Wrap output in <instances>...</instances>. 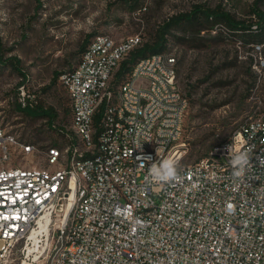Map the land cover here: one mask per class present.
Returning a JSON list of instances; mask_svg holds the SVG:
<instances>
[{
  "label": "built area",
  "instance_id": "obj_1",
  "mask_svg": "<svg viewBox=\"0 0 264 264\" xmlns=\"http://www.w3.org/2000/svg\"><path fill=\"white\" fill-rule=\"evenodd\" d=\"M143 43L90 40L60 76L71 120L50 126L61 140L38 161L0 126V264H264V106L178 180H153L152 163L179 162L189 102L171 53L116 77ZM18 90L23 109L38 105Z\"/></svg>",
  "mask_w": 264,
  "mask_h": 264
},
{
  "label": "rangeland",
  "instance_id": "obj_2",
  "mask_svg": "<svg viewBox=\"0 0 264 264\" xmlns=\"http://www.w3.org/2000/svg\"><path fill=\"white\" fill-rule=\"evenodd\" d=\"M197 5L252 29L232 30L225 21L202 17L177 24L165 36L167 53L176 59L177 84L189 102L177 143L183 153L178 168L205 158L264 106V22L259 29L253 14L264 13V0H0V126L33 144L38 161L61 136L46 119L25 114L19 87L53 109L56 127L67 126L71 113L60 76L77 63L88 35L117 41L139 35L152 43L169 19ZM10 59L18 60L23 75L5 63ZM21 262L15 258L13 264H31Z\"/></svg>",
  "mask_w": 264,
  "mask_h": 264
},
{
  "label": "trees",
  "instance_id": "obj_3",
  "mask_svg": "<svg viewBox=\"0 0 264 264\" xmlns=\"http://www.w3.org/2000/svg\"><path fill=\"white\" fill-rule=\"evenodd\" d=\"M253 14L257 17L258 19V27L259 29H262V24L264 22V13L255 10ZM204 19H215V20H222L227 23V25L230 26L232 30H240L242 32H251V26H241L238 23H235L232 18L228 14H224L222 12H218L217 10H208V9H203L201 6H194L192 11L190 13H185V14H180L178 16L172 17L171 19L168 20L159 30L156 39L152 43H143L142 47L136 49L134 52H132L129 56V59L124 61L119 68V71L116 74V77L118 79H122L123 76L128 73L133 65L142 58L149 57L154 54H163L167 53V41L165 36L169 32V30L176 26L177 24L183 22V21H193V20H199L200 18ZM261 31V30H260ZM256 32L255 34H257ZM91 35H88L83 42L81 49L82 51L85 50L86 46L90 42L89 38ZM89 40V41H88ZM7 65H9L14 71L17 72L18 75H23L20 72V69L18 67V60H7L5 62ZM60 74L56 73L55 78H57ZM25 114L27 116L33 117V118H43L47 120V124L50 127L53 125L55 120L57 119V114L53 111L52 108H43L40 105H37L33 109H26L24 110Z\"/></svg>",
  "mask_w": 264,
  "mask_h": 264
},
{
  "label": "clouds",
  "instance_id": "obj_4",
  "mask_svg": "<svg viewBox=\"0 0 264 264\" xmlns=\"http://www.w3.org/2000/svg\"><path fill=\"white\" fill-rule=\"evenodd\" d=\"M248 163V159L245 154H238L233 159V164L239 166L242 170L243 166ZM240 172H237L239 175ZM150 175L153 180L157 182H170L179 179L178 175V162L173 159L163 160L161 163H152L150 167ZM231 207V205H229Z\"/></svg>",
  "mask_w": 264,
  "mask_h": 264
},
{
  "label": "bare ground",
  "instance_id": "obj_5",
  "mask_svg": "<svg viewBox=\"0 0 264 264\" xmlns=\"http://www.w3.org/2000/svg\"><path fill=\"white\" fill-rule=\"evenodd\" d=\"M182 152L178 151L174 154V157H177L178 159H180L182 157Z\"/></svg>",
  "mask_w": 264,
  "mask_h": 264
}]
</instances>
